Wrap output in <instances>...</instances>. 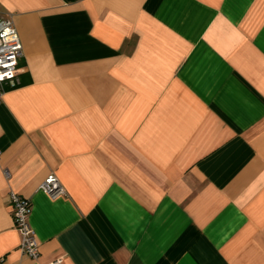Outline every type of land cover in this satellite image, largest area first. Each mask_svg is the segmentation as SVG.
<instances>
[{
  "label": "crops",
  "instance_id": "1",
  "mask_svg": "<svg viewBox=\"0 0 264 264\" xmlns=\"http://www.w3.org/2000/svg\"><path fill=\"white\" fill-rule=\"evenodd\" d=\"M0 16L22 45L0 103V264H264V0H0Z\"/></svg>",
  "mask_w": 264,
  "mask_h": 264
},
{
  "label": "built area",
  "instance_id": "2",
  "mask_svg": "<svg viewBox=\"0 0 264 264\" xmlns=\"http://www.w3.org/2000/svg\"><path fill=\"white\" fill-rule=\"evenodd\" d=\"M21 56L22 45L12 20L9 17L0 16V77H3L0 79V103L7 90L19 86L17 69ZM39 189L50 199L65 195L63 187L53 173L43 180ZM9 200L12 206L14 227L20 235V252L35 260L39 254V244L29 223L30 202L13 192L9 194ZM60 262L57 260L53 264H60Z\"/></svg>",
  "mask_w": 264,
  "mask_h": 264
},
{
  "label": "snow or ice",
  "instance_id": "3",
  "mask_svg": "<svg viewBox=\"0 0 264 264\" xmlns=\"http://www.w3.org/2000/svg\"><path fill=\"white\" fill-rule=\"evenodd\" d=\"M0 79H3V77H0Z\"/></svg>",
  "mask_w": 264,
  "mask_h": 264
}]
</instances>
